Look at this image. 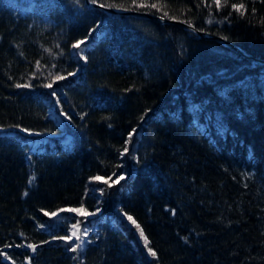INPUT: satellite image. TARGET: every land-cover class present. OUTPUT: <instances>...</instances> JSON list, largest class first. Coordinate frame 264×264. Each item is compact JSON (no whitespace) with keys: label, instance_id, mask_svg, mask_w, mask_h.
I'll list each match as a JSON object with an SVG mask.
<instances>
[{"label":"trees","instance_id":"obj_1","mask_svg":"<svg viewBox=\"0 0 264 264\" xmlns=\"http://www.w3.org/2000/svg\"><path fill=\"white\" fill-rule=\"evenodd\" d=\"M94 5L264 59V0H0V264H264V65Z\"/></svg>","mask_w":264,"mask_h":264},{"label":"water","instance_id":"obj_2","mask_svg":"<svg viewBox=\"0 0 264 264\" xmlns=\"http://www.w3.org/2000/svg\"><path fill=\"white\" fill-rule=\"evenodd\" d=\"M94 6H97V7L101 8L102 10H104L106 12H110V13H117V14L120 13V14H129V15L147 17V18H150L152 20L158 21V22L163 23V24H172L175 26H179L182 28L192 30L196 34H198L201 38H209V39H213V40L218 41L219 43H221L225 47L235 51L236 53H238L239 55H241L243 58L247 59L251 63L258 64V65H264V59L256 58V57L248 54L246 51L242 50L241 48H239L235 44L225 40L224 38H222L220 36H216V35H209L208 33L203 32V31H199L196 28H194L193 26L186 24L184 22L177 21V20H170V19L162 18L160 16L150 15V14H146V13H140V12H134V11H119L117 9L106 8V7H103L100 5H94Z\"/></svg>","mask_w":264,"mask_h":264},{"label":"snow or ice","instance_id":"obj_3","mask_svg":"<svg viewBox=\"0 0 264 264\" xmlns=\"http://www.w3.org/2000/svg\"><path fill=\"white\" fill-rule=\"evenodd\" d=\"M92 2L95 3L96 0H92ZM225 2H227V0H225ZM133 3H135V0H133ZM215 4H216L217 8H219L221 6V0H215ZM139 6H143V5H139ZM151 7L155 8L156 5L153 4V5H151ZM239 7L242 8L243 5H240ZM233 8H237V10H239V8L236 5H233ZM165 15H167V13H165ZM82 44H84V40H78L73 45V47L79 49ZM68 75H73V73H68ZM62 79H65V77H63V76H56L55 77V80H62ZM20 86L21 85H17V87H20ZM23 86L24 87H28V85H23ZM45 87L52 88L53 85L51 83H49V84H46ZM53 95H55V93H53ZM95 179L100 180L101 177L97 176V177H95ZM123 179H124V177L121 175V176L118 177L117 180L113 181V183H119V181L120 180H123ZM104 182L105 183H108L107 180H105ZM61 211H64V210L61 209ZM68 211L75 212V213H77L78 215H81V216H89V215H93L94 216L95 215V213H89V212H87L84 209L83 205H81L80 208L68 209ZM97 211H99V210H97ZM45 215H49V213L46 212ZM50 215L53 216V217H55L57 215V213L56 212H52ZM126 218H127V220L129 222H131V224H133L137 228V230L139 231V235H140L141 239L144 240L145 246L147 247L148 240H147V237L145 236L144 231L140 228V225L136 222L135 219H133V217L131 215H126ZM76 227H77V225H73V228H76ZM84 232H85V235H86L87 234V230L85 229ZM73 236H75L77 240L80 239V237L77 236L76 232H73L72 236L65 235V236L59 237V239L68 241V240H71L73 238ZM28 247L31 248V249H33V250H35V248H36V246L33 245V244H29ZM77 247H79V245H77ZM72 250L75 251L76 249L73 248ZM148 252H149V254L151 256H153V257L156 256V253L151 248H148Z\"/></svg>","mask_w":264,"mask_h":264},{"label":"rangeland","instance_id":"obj_4","mask_svg":"<svg viewBox=\"0 0 264 264\" xmlns=\"http://www.w3.org/2000/svg\"><path fill=\"white\" fill-rule=\"evenodd\" d=\"M62 213H67L71 216L74 217L75 219V223H72L70 224V228H69V235L68 236H72L73 232H76L77 236L80 237L79 240L76 239L75 236H73V238L71 240H68L69 242H72L73 245L77 248V249H82L86 243L88 242V239H87V234H88V226L87 224L89 223V221H91V219L95 218V216L97 215V212H89V213H95V215H89V216H81V215H78L77 213L75 212H71V211H68V210H65L64 212H59L58 215H56V217H60L62 216L63 214ZM73 225H77L76 228H73ZM87 230V234L85 235V232L84 230ZM77 245H79V247H77Z\"/></svg>","mask_w":264,"mask_h":264},{"label":"bare ground","instance_id":"obj_5","mask_svg":"<svg viewBox=\"0 0 264 264\" xmlns=\"http://www.w3.org/2000/svg\"><path fill=\"white\" fill-rule=\"evenodd\" d=\"M88 226V225H87Z\"/></svg>","mask_w":264,"mask_h":264}]
</instances>
